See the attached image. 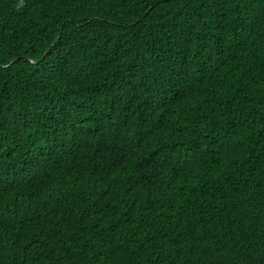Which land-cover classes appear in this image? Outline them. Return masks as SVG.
Wrapping results in <instances>:
<instances>
[{
  "label": "trees",
  "instance_id": "obj_1",
  "mask_svg": "<svg viewBox=\"0 0 264 264\" xmlns=\"http://www.w3.org/2000/svg\"><path fill=\"white\" fill-rule=\"evenodd\" d=\"M0 264H264V0H0Z\"/></svg>",
  "mask_w": 264,
  "mask_h": 264
}]
</instances>
